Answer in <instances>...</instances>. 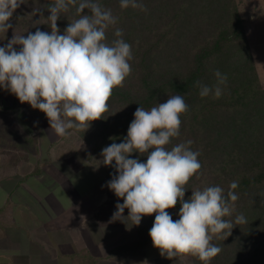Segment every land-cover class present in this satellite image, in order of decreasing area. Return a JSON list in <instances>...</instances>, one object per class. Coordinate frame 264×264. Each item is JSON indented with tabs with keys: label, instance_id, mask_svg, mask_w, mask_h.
I'll use <instances>...</instances> for the list:
<instances>
[{
	"label": "clouds",
	"instance_id": "obj_1",
	"mask_svg": "<svg viewBox=\"0 0 264 264\" xmlns=\"http://www.w3.org/2000/svg\"><path fill=\"white\" fill-rule=\"evenodd\" d=\"M21 4L23 0H0V33L13 27L9 21ZM70 7H75L79 18L60 34L57 21ZM129 7L147 11L140 0H120L121 9ZM85 9L87 13L82 14ZM47 11L50 32L37 28L26 36H12L0 47V88L43 112L54 134L66 138L72 134L69 130L84 133L93 121L104 118L113 90L122 87L131 74L132 50L121 38L105 42L106 30L117 18L97 0H54ZM114 35L122 37V29L117 28ZM214 75V85L196 82L201 97L218 99L223 94L227 75L219 70ZM188 108L179 94L150 110L139 106L123 141L102 149V164L112 166L116 173L106 186L123 200L115 205L110 222L130 220L138 226L142 217L155 213L148 235L162 257L191 255L210 264L221 252L212 243L214 237L225 240L234 227L224 217L233 211L228 200L238 199L232 191L238 182H231L227 196L220 186H209L191 191L185 200L186 185L201 168L200 153L192 150V140L171 149L167 146L180 136L181 115ZM133 153L146 155V162L130 158ZM178 203L179 218L173 220L166 210ZM235 222L246 220L240 215Z\"/></svg>",
	"mask_w": 264,
	"mask_h": 264
},
{
	"label": "rangeland",
	"instance_id": "obj_2",
	"mask_svg": "<svg viewBox=\"0 0 264 264\" xmlns=\"http://www.w3.org/2000/svg\"><path fill=\"white\" fill-rule=\"evenodd\" d=\"M97 2L103 8L110 9L113 16L117 18L116 24L106 30L105 42L111 43L114 39L121 38L131 45L133 58L129 63L132 71L126 77L124 85L130 92L135 93L138 89V92L140 91L139 54L148 49L154 53L161 51L159 52L161 56L156 57L158 61L168 56L173 59L176 69H185L190 66L189 63L196 48L195 44L209 35H214L220 27L229 25L238 17L246 38V47L235 44L230 48L228 57H226L228 68L224 65L223 67L226 69L221 67L219 71L221 73L227 71L238 73L243 65L247 66V57L249 56L260 86L264 89V0H140L147 11L131 7L121 9L120 0H97ZM53 3L54 0H23V4L16 9L9 21L13 27L8 29L5 34L0 33V47L5 46L12 36H26L29 32L34 33L37 28L50 32L51 29L46 18L49 15L47 9ZM37 10L42 11L43 14L41 15ZM87 11L85 9L82 14H86ZM78 18L75 7H70L68 12L62 13L61 18L57 21V26L61 30L60 34L63 33L68 23ZM117 28L122 29V37L114 35ZM194 38L198 40L192 42L191 39ZM14 47L19 49V46ZM210 80L207 85L211 86L216 83L215 76H211ZM230 84L231 82L227 80L222 88L230 87ZM7 93H4L6 106L10 105L9 96L11 94L9 91ZM11 95L15 101L12 109L13 112H17L18 117V127H16L18 134L24 136L26 131L37 135L35 133L40 130L39 114L41 111L33 109L26 102H19L15 95ZM208 97H201L199 93L194 97H184L189 108L186 113L181 115L180 136L173 138L167 147L171 149L174 145L186 140H193L195 142L193 145L199 149H204L207 144L208 148L203 151L204 155L201 156V160L198 158L201 162L202 158L204 159L201 174L194 176L193 183L205 184L204 187L216 184L223 188L227 181L228 185L225 186L228 188L231 182L244 171L246 165L242 164L241 160L232 159L230 151H233V147L231 143L228 144L224 136L220 142L216 140L220 133L216 132L215 127L221 131L222 122L228 121L226 111L214 110L215 127L213 124L210 127L208 125L204 127L202 124L201 119L206 118L207 114L204 113L202 107L207 104ZM166 100L160 99L155 106L166 102ZM134 112L119 102L112 103L109 100L108 111L103 114V119L93 121L90 128L84 133L69 130L72 134L64 138L69 146L75 147L73 152L68 153V157L83 162L88 173L103 180L102 184L96 187V193L99 192L104 200L94 214L93 220L94 224L101 228L98 236L107 237L113 233L119 234L125 239V243L116 246L114 253L135 255L144 259L146 264H202L197 257L191 255L171 260L162 257L159 250L152 246L151 240L146 242L143 247L140 245L139 241L149 236L155 213L142 217L138 226H132L130 220H125V224L120 221L110 222L112 214L116 211L115 205L123 203V200L118 199L107 186L106 189L104 188V180L106 179L108 182L116 173L112 166L102 164L101 152L111 143L123 141L127 135L128 126L134 119ZM26 114L33 118L31 125L25 121ZM257 133L254 126L245 131L246 138H251L253 142H256L254 135ZM236 148L238 149V147ZM256 152L257 150L254 149L252 153ZM73 158H68V160H73ZM130 158H138L140 162H146V155L133 153ZM254 194L255 198H259L261 202H258L259 207L255 206L254 209H241V205L245 201H251L249 195L244 193L239 194L236 201L229 203L233 207V211L230 216H226L224 219L231 221L234 227L225 240L214 237L212 243L219 246L221 252L212 258L210 264H246L249 259L252 261L247 264H264V194L259 191ZM166 211L169 212L173 220L179 218L177 215L179 210L176 207ZM127 212L128 210L125 209L123 215L127 216ZM240 215L245 218L246 222L237 224L236 217ZM250 216H254L255 221L251 220Z\"/></svg>",
	"mask_w": 264,
	"mask_h": 264
},
{
	"label": "crops",
	"instance_id": "obj_3",
	"mask_svg": "<svg viewBox=\"0 0 264 264\" xmlns=\"http://www.w3.org/2000/svg\"><path fill=\"white\" fill-rule=\"evenodd\" d=\"M5 92L0 88V264H146L114 253L125 243L119 234L98 236L93 220L103 180L68 157L75 147L54 134L43 112L37 135L20 136L14 97L6 106Z\"/></svg>",
	"mask_w": 264,
	"mask_h": 264
},
{
	"label": "trees",
	"instance_id": "obj_4",
	"mask_svg": "<svg viewBox=\"0 0 264 264\" xmlns=\"http://www.w3.org/2000/svg\"><path fill=\"white\" fill-rule=\"evenodd\" d=\"M224 26L220 27L214 35H209L194 45L196 48L189 63L190 66L182 70L176 69L173 59L168 56L158 61L156 57L161 56L159 53L161 51L154 53L148 49L139 54L140 91L138 92V89L135 93L130 92L124 86L125 80L122 87L113 90L109 100L112 103L119 102L126 108L136 111L139 106L145 110L151 109L160 99L164 101L175 94L182 95L185 98L194 97L200 91V87L196 82H199L200 85H207L211 81L210 77L215 76L216 70L224 65L228 68L226 57H228L230 48L235 44L246 47V38L244 32H242L239 17L230 22L229 25ZM191 40L196 42L198 39ZM247 63V66L243 65L238 73L234 71L222 73L227 75V80L231 82L230 87L222 88L223 94L220 98L215 99L210 95L206 99L207 104L202 107V110L207 114L205 115L206 118L201 119L204 127L206 125L210 127L211 124L215 127L216 124L213 121L216 117L214 110L226 111L228 115V121L226 123L222 122L221 131L215 127L216 132L220 133L216 140L220 142L224 136L228 144L231 143L233 147V151H230L232 159L241 160V163L246 165L244 171L237 176L238 178L233 180L238 182V187L232 190L237 196L244 193L251 198V201H245L241 205V209L244 210L254 209L255 206L259 207V198H255L254 193L259 191L264 194V89L260 86L253 62L249 56L247 57ZM252 126L258 131L254 135L256 142L251 141V138H246L245 131ZM193 143L195 142L193 141ZM191 148L193 151L200 153L198 156L200 159L204 155L203 151L207 150L208 146L206 144L204 149H199L192 144ZM254 149L257 150L255 154L252 153ZM199 162L201 163L198 173L200 175L204 159L202 158V162ZM193 180L194 176L186 185L185 200L191 196V191L205 188V184L193 183ZM225 182L227 183L225 185H228V182ZM225 185L223 189L225 196H227V192L231 189ZM231 202L229 199L228 203ZM175 207L179 210L180 204L178 203ZM250 217L251 220L255 221L254 216ZM150 240L149 236L144 237L139 243L143 247ZM251 261V259L247 260L246 264Z\"/></svg>",
	"mask_w": 264,
	"mask_h": 264
}]
</instances>
